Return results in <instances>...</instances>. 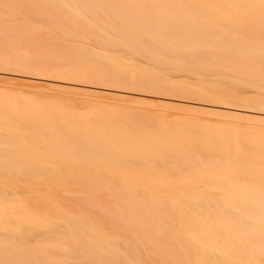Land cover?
I'll return each instance as SVG.
<instances>
[{"label": "bare ground", "instance_id": "obj_1", "mask_svg": "<svg viewBox=\"0 0 264 264\" xmlns=\"http://www.w3.org/2000/svg\"><path fill=\"white\" fill-rule=\"evenodd\" d=\"M0 66V264H264V0H0Z\"/></svg>", "mask_w": 264, "mask_h": 264}, {"label": "rangeland", "instance_id": "obj_2", "mask_svg": "<svg viewBox=\"0 0 264 264\" xmlns=\"http://www.w3.org/2000/svg\"><path fill=\"white\" fill-rule=\"evenodd\" d=\"M125 53H126V55H125ZM120 54H121V52H120ZM129 54V55H128ZM122 56L123 55H125V58H126V56H129V60H131L130 59V53H127V52H122V54H121ZM132 57V61L133 60H135V62L133 61V63L134 64H136L137 66H143V65H145L144 64V61L142 60V59H139V58H137V60H136V58L135 57H133V56H131ZM128 58V57H127ZM126 58V59H127ZM138 62H140V63H142V65H140V63H138ZM2 68V69H1ZM7 68H8V72L6 71L7 70ZM6 68V70L4 71V69L5 68H3V67H1L0 66V69L1 70H3V72H5V73H3V75L2 76H4V78H0V81H2V82H4V83H8L7 85L6 84H4V83H2V82H0V85L1 84H3L4 86L6 85L8 88H10L11 90H16V91H24L25 90V88H27L26 90H28V92H31L32 93V86L30 85V84H28V85H30V87L28 86V87H26V85H27V83H26V85L25 84H23V82H25L23 79V81L22 80H20L19 81V76L17 77L16 75V71H13V70H16V68H14V67H7ZM13 68V69H12ZM179 71H175V72H173L174 74L175 73H178ZM172 73V72H171ZM172 73V74H173ZM180 73V72H179ZM182 73V76H183V72H181ZM5 74H8L9 76H7V75H5ZM171 74V79L173 80V81H175V82H181L182 80H179L180 79V77L181 78H183L182 76H181V74L179 75V74H177V75H172ZM174 76H177L178 78H176L175 79V77ZM64 77H66V76H64ZM73 77L74 78H77V77H75V76H72V78L71 79H73ZM174 77V78H173ZM184 77H186V75H184ZM18 78V79H17ZM66 78H70V76L68 77H66ZM8 79H11L10 81L8 80ZM14 79H17V80H14ZM21 79V78H20ZM78 79V80H77ZM76 80H74V81H79V77L77 78ZM84 79V81L86 80H88L90 83H92L91 81H90V79L89 78H83ZM83 79H81L80 78V80H83ZM193 79V78H192ZM7 80V81H6ZM91 80L93 81V82H95V83H100V84H102V81H100L99 79H98V81H97V78L94 80L93 78H91ZM184 78H183V81L182 82H184ZM188 81H185L186 83H193V81H189V80H191V78H188L187 79ZM16 81V82H15ZM83 81V82H84ZM85 81V82H86ZM97 81V82H96ZM105 81V80H104ZM20 82H22V83H20ZM80 82V81H79ZM82 82V81H81ZM86 83H88V82H86ZM104 83H105V85L106 86H108V83H107V81H105V82H103V86H104ZM111 83H113V82H111ZM116 83V82H115ZM114 83V85L113 86H115L116 84ZM12 84V85H11ZM20 84H23V87H21L20 89H19V87L20 86H22V85H20ZM37 84H38V82H37ZM39 84H43V83H39ZM118 84L120 85L121 83L120 82H118ZM117 84V85H118ZM10 85V86H9ZM46 85H48V84H43V86H45V87H41V88H37V87H34V88H37V89H35L34 91H36V92H33L34 93V95L37 97V94H38V98L39 97H41L42 95H39V92L41 93V94H43V95H45V94H47L48 93V95L50 96V97H55V100H61V101H64V102H67L68 103V101H69V103H68V105H70V107L72 106V105H77V106H79V107H83V106H85V105H93L92 104V102L94 103V104H98V103H102V102H106V101H112V102H114L115 101V103H118V101H121L122 100V103L121 102H119V104H121L122 106L124 105V107L125 108H127V107H129V108H127V109H130V111H131V109H132V111H134L133 109H136V108H134V107H137V105H138V107L137 108H139L137 111H140V110H144V111H141V114L143 113V112H145V113H143V115L144 116H148V117H150V118H156V117H163L164 118V116L165 115H167L168 113H170V111L171 112H174V114L172 115L171 114V116H177L179 113H181L182 112V114H179V115H181V116H183V115H185V114H187V116L188 115H192V116H194V114H195V117L196 116H198L199 118L200 117H202L203 119H204V116H206L205 118L207 119L208 117H209V119H212V118H220V119H228L229 117H227V115L225 116V114H222V113H218V112H212V111H207V109H202V108H193V107H191V108H193V110L191 109V108H189V107H181V105H175V104H166V105H163L162 106V104L160 103L159 104V101L157 100V101H155V103L153 102L154 100H156L157 98L155 97V96H153L154 94H166V95H175L176 97H182V95H180V96H178L179 95V91H170L169 90V92H166V90L167 89H164L163 88V90H162V87H149V88H145L147 91L146 92H148V93H150L151 95H149V96H145V98H144V100L146 101V102H144V100L143 99H140L141 101H143L142 103H141V101H140V104H139V102H138V100H132L131 99V97H128V98H130V99H128L127 97H124V98H117V97H110V98H108L107 96H104V95H97V94H92V93H90L89 95L88 94H86L87 92H80V91H76V90H72V89H66V88H60V87H55V86H46ZM110 85V84H109ZM112 85V84H111ZM116 85V86H117ZM226 85V84H225ZM122 86H124V85H122ZM227 86H229L228 85V83H227ZM227 86H224L225 88L227 87ZM231 87V86H230ZM230 87H227L226 88V90L229 88V89H231ZM30 88V89H29ZM135 89H137L138 87H134ZM139 88H141V87H139ZM224 88V89H225ZM38 89H40V91L38 90ZM142 89V88H141ZM140 89V91H145V89L143 88L142 90ZM160 89V90H159ZM26 90L24 91V92H26ZM30 90V91H29ZM138 91H139V89H137ZM150 90V91H149ZM152 90V91H151ZM159 90V91H158ZM241 90V91H240ZM168 91V90H167ZM38 92V93H37ZM166 92V93H165ZM174 92V93H173ZM236 92H238L241 96H246V94H249L248 92H245L243 89H237L236 90ZM246 93L245 95L243 94V93ZM255 92V91H254ZM36 93V94H35ZM45 93V94H44ZM152 93H154V94H152ZM170 93V94H169ZM182 93V92H181ZM255 94V93H254ZM94 95V96H93ZM188 95V96H187ZM255 96V95H253V94H250V95H247V96ZM79 96L81 97V98H79ZM85 96H87V97H85ZM184 97H182V98H189V99H196V98H198L199 96L198 95H196V94H186V93H184V95H183ZM42 97H45V96H42ZM47 97V96H46ZM45 97V98H46ZM52 97V98H53ZM64 97V98H63ZM90 97V98H89ZM107 97V98H106ZM44 98V99H45ZM63 98V99H62ZM76 98H79V100L77 99V100H75ZM83 98V99H82ZM94 98V99H93ZM102 98V99H101ZM104 98H106L105 100H104ZM125 98H127V99H125ZM132 98H134V97H132ZM147 98H148V100H153L152 102L153 103H151V102H149L148 100H147ZM149 98H151V99H149ZM153 98V99H152ZM199 98H201V97H199ZM43 99V98H42ZM46 99H48V98H46ZM67 99V101H65V100ZM82 101H81V100ZM98 99V100H97ZM101 99V100H100ZM52 100H54V98L52 99ZM91 100V101H90ZM93 100V101H92ZM102 100H104V101H102ZM211 100H215V101H219L220 99H211ZM84 101L85 102H87V103H84ZM95 101H96V103H95ZM125 101V102H124ZM129 101H131V102H129ZM135 101V102H134ZM148 101V102H147ZM126 102H129V103H126ZM138 102V103H137ZM158 102V103H157ZM133 105H132V104ZM134 103H135V105H134ZM72 104V105H71ZM82 104H83V106H82ZM127 104H128V106H127ZM76 105H75V107L73 106L72 108H76ZM132 107H131V106ZM169 105V106H168ZM180 106V107H179ZM255 106V105H254ZM140 107H141V109H140ZM142 108H146L148 111H150L149 112V114H150V116L148 115V113H147V110L145 111V109H142ZM161 108V109H160ZM188 108V109H187ZM182 109V110H181ZM152 110V111H151ZM155 111H157L156 113H160V112H158V111H161V112H163L164 114H162V116H161V114H159V115H157V114H155ZM166 113H165V112ZM185 111H187V112H185ZM195 111V112H194ZM209 112V113H208ZM140 113V112H139ZM183 113H185V114H183ZM192 113V114H191ZM213 113V114H212ZM146 114V115H145ZM157 115V116H156ZM164 115V116H163ZM170 115V114H169ZM213 115V116H212ZM181 116H179V117H181ZM186 116V115H185ZM186 116V117H187ZM216 116V117H215ZM166 117V116H165ZM170 117V116H169ZM169 117H167V119H169ZM212 117V118H211ZM173 118V117H172ZM170 119H171V117H170ZM235 121H236V118H233ZM251 119H239V118H237V121L236 122H239V124H240V122H241V125H248V126H252V127H255V124H256V127H258V128H263L264 129V122H260V121H256V120H252V121H250ZM252 123H254V124H252ZM251 124V125H250ZM259 125V126H258ZM71 202H73V203H75V205H77L78 203H77V200L76 199H71Z\"/></svg>", "mask_w": 264, "mask_h": 264}]
</instances>
